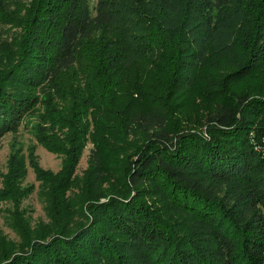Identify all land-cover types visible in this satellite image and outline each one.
Segmentation results:
<instances>
[{
    "label": "trees",
    "instance_id": "1",
    "mask_svg": "<svg viewBox=\"0 0 264 264\" xmlns=\"http://www.w3.org/2000/svg\"><path fill=\"white\" fill-rule=\"evenodd\" d=\"M4 23L0 138L35 143L1 174L0 264H264V0H0Z\"/></svg>",
    "mask_w": 264,
    "mask_h": 264
},
{
    "label": "rangeland",
    "instance_id": "2",
    "mask_svg": "<svg viewBox=\"0 0 264 264\" xmlns=\"http://www.w3.org/2000/svg\"><path fill=\"white\" fill-rule=\"evenodd\" d=\"M94 0H91L93 2ZM9 9V10H8ZM7 11H11L14 9L13 6H10ZM19 11H15L12 14H17ZM14 27H12L11 23L0 24V40L1 35H4L5 32L9 31L11 34L14 32ZM14 142L19 145L26 147L29 143H35L34 138L30 132V130L21 126L16 133H7L0 138V184H1V174L6 170V161L11 150V147L14 146ZM90 144H87L85 149L83 150L82 156L78 162L76 172L77 174H81L82 170L87 166V158L89 154ZM35 153L38 157V162L43 168H48L51 170H57L60 167L61 158L47 151L44 147L36 144ZM33 184L34 191L22 202V207L27 210L29 217L32 222L38 220H46L43 201L38 195V182L35 180L34 173L32 169L27 167V174L25 176L23 185ZM5 206V205H4ZM0 229L4 234H6L9 238L17 239L15 232L11 229L6 218L2 212H0Z\"/></svg>",
    "mask_w": 264,
    "mask_h": 264
}]
</instances>
